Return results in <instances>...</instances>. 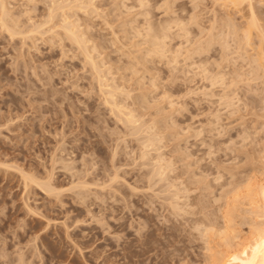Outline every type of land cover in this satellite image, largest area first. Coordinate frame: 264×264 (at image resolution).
Wrapping results in <instances>:
<instances>
[{
    "label": "rangeland",
    "instance_id": "obj_1",
    "mask_svg": "<svg viewBox=\"0 0 264 264\" xmlns=\"http://www.w3.org/2000/svg\"><path fill=\"white\" fill-rule=\"evenodd\" d=\"M1 1L0 264H210L227 200L239 209L236 241L248 238L247 190L264 181V42L252 30L246 47V9ZM251 3L264 34V0ZM48 177L57 194L40 186ZM183 197L200 215L183 213Z\"/></svg>",
    "mask_w": 264,
    "mask_h": 264
},
{
    "label": "bare ground",
    "instance_id": "obj_2",
    "mask_svg": "<svg viewBox=\"0 0 264 264\" xmlns=\"http://www.w3.org/2000/svg\"><path fill=\"white\" fill-rule=\"evenodd\" d=\"M251 1L252 0H225V3L227 2L228 4H230L232 7L231 8H234L237 12H242L244 9H246V12H248V14L250 15L249 16V18H250V20H248V22L246 23V25H247V29H246V40H245V38H244V40L246 41V47H249V46H253V45H251V31L253 30V31H255L256 32V34H257V36L258 37H260L261 38V42H264V41H262V40H264V38H263V35L264 34H262V31H260V29L259 28H261V27H258V23H256V20H255V18H254V10H253V8H252V3H251ZM141 3V2H140ZM224 3V2H223ZM3 4L4 3H2V1L0 0V5H1V7H0V9L3 11ZM56 4V3H55ZM60 4V3H59ZM227 4V5H228ZM229 5V6H230ZM55 6V8L57 9V8H60V7H58L59 5L57 4V6L56 5H54ZM61 6V5H60ZM4 7H6V6H4ZM67 7H68V5H67ZM54 8V7H53ZM51 9H52V7H51ZM62 9V8H61ZM64 10V9H63ZM1 11V12H2ZM5 11V10H4ZM58 11H60V9L58 10ZM53 12V11H52ZM245 12V13H246ZM3 13V12H2ZM3 14H5V13H3ZM65 20H66V18H65ZM255 20V21H254ZM64 22V21H63ZM62 22V23H63ZM62 23H61V25H62ZM67 25L68 24H66V23H63V26H61V27H63V29H64V31L63 32H65L66 31V35H67V37L69 36L75 43H76V45H78L81 49L83 48L84 49V45L82 46V44H84L83 42H81V41H79L78 40V38H76V36H75V34H73L71 31H70V29L71 28H69L68 29V27H67ZM149 25V24H148ZM257 25V26H256ZM35 27H37V26H35ZM35 27H34V29H35ZM60 27V28H61ZM59 28V29H60ZM235 28V27H234ZM149 29V28H148ZM236 29V28H235ZM165 30H167V29H165ZM238 30V29H237ZM163 32H165L164 31V29L162 30ZM167 33H168V31H166ZM165 32V33H166ZM165 33H162V34H164V36H166V34ZM234 33V32H233ZM238 33V32H237ZM255 34V33H254ZM153 35V38L152 37H150L151 39H154V40H156V36H155V34H152ZM157 35V34H156ZM244 35V34H243ZM68 37V38H69ZM69 38V39H70ZM157 38H158V36H157ZM260 41H258L259 43H260ZM262 44H264V43H262ZM262 44L259 46H257L258 48H257V52L255 53V54H257V57H258V60H260V62L261 63H264V56H263V54H262V52H261V50H260V48H262L263 46H262ZM156 45H158V43H156V41H155V44H154V46H156ZM244 45V44H243ZM153 46V47H154ZM241 47V46H240ZM245 46H243V48H244ZM79 48V49H80ZM254 48H256L255 46L253 47V49ZM160 49H161V47H160ZM159 50V45H158V48H156L155 47V49L153 50L154 51V53L156 52V54H159L158 56H160V55H162L163 53H164V51H161L160 52V50ZM163 50V49H162ZM240 50V49H239ZM84 51L86 52V50L84 49ZM263 51V50H262ZM88 53V52H87ZM83 54H84V52H83ZM87 55V57H85L86 59H88L87 61H90V66L92 67V69L94 70V73L95 72H97V70H96V65L95 64H93V62H92V58L90 57V56H88V54H86ZM161 57V56H160ZM164 57V56H163ZM256 58V57H255ZM258 62V61H257ZM262 65V64H261ZM263 66V65H262ZM263 68V67H262ZM261 69V68H260ZM96 70V71H95ZM263 70V69H262ZM99 72L100 71H98L97 72V74H99ZM264 72V71H263ZM96 74V75H97ZM264 75V74H263ZM99 76V75H98ZM97 76V77H98ZM101 78V77H100ZM100 78H99V80H100ZM100 82V81H99ZM102 82V81H101ZM102 84V83H101ZM102 88H103V86L102 85H100ZM100 87V88H101ZM99 89V88H98ZM102 91V90H101ZM107 91V90H106ZM102 94V93H101ZM108 94H109V92H108ZM209 94V93H208ZM207 94V95H208ZM111 96V95H110ZM109 96V97H110ZM209 96V95H208ZM106 99H108V98H106ZM108 103H109V101H111L110 99H109V101L108 100H106ZM106 101H105V103H106ZM113 101V103L111 104L112 105V109L113 110H118V113H121V109L122 108H120V109H118L119 107H116V105H115V102H114V100H112ZM107 103V104H108ZM110 106V105H109ZM110 108H111V106H110ZM116 110V111H117ZM121 110V111H120ZM117 113V112H116ZM121 114H123V113H121ZM126 114V113H125ZM129 114H131V113H129ZM129 114H126L125 115V120H126V122H128V123H133L134 124V122L132 121L133 120V118H132V115L130 116ZM127 116V117H126ZM146 139V138H145ZM144 139V140H145ZM150 140V139H149ZM148 140V141H149ZM152 140V139H151ZM146 141V140H145ZM142 147H145V148H147V145L145 146L144 144H143V146ZM151 147H152V144H151ZM144 154V155H143ZM148 153H142V156H143V158H145L144 156H146ZM160 158V157H159ZM200 160V159H199ZM158 161V163L157 164H159V162L161 161V160H157ZM154 165V164H153ZM166 165V164H165ZM157 166V165H156ZM168 166V165H167ZM166 166V167H167ZM166 167H164V168H166ZM159 168H162V167H160L159 166ZM157 171H159V170H156V172ZM162 171V170H161ZM161 171H159L158 172V174L159 175H162V172ZM26 176V175H25ZM158 176V175H157ZM222 176V175H221ZM221 176H219L218 178H216L215 180H219L220 179V177ZM28 177V178H27ZM27 177H25V178H27L28 180H30V181H32L31 179H33V178H31L30 179V177L29 176H27ZM50 177V176H49ZM48 177V179L49 180H45V182L44 183H40V186H42L43 187V191H46L47 193H53V194H57L55 191H58L54 186H53V184H51V180H50V178ZM52 177V176H51ZM159 178V177H158ZM26 179V180H27ZM161 179H162V177H161ZM164 179V178H163ZM166 179V178H165ZM26 180H24V181H26ZM203 180V179H202ZM34 181V180H33ZM36 181V180H35ZM164 181V180H163ZM191 181V180H190ZM193 181V180H192ZM29 182V181H28ZM166 182V181H165ZM169 182V181H168ZM203 182H206L205 180L203 181ZM249 182V181H248ZM36 183V182H35ZM38 183V182H37ZM36 183V184H37ZM188 183V182H187ZM199 183V182H198ZM198 183H196V185H195V187H196V189L195 190H198V189H200L197 185H198ZM207 183V182H206ZM255 183V182H254ZM168 184V183H167ZM173 184V183H172ZM172 184H170V185H168V188H170V186L172 185ZM204 184V183H203ZM207 184H209V183H207ZM252 184V183H251ZM185 185V184H184ZM231 185V184H230ZM173 186V185H172ZM208 186V185H207ZM225 186V185H224ZM223 186V187H224ZM247 186H248V184H247ZM249 186L250 187H252V185H250L249 184ZM188 187H190L189 185H188ZM203 187L205 188L206 187V185H203ZM209 187V186H208ZM207 187V188H208ZM222 187V188H223ZM162 188V187H161ZM173 188V187H172ZM174 188H176V186L174 187ZM198 188V189H197ZM165 189V188H164ZM189 189H192L191 187L189 188ZM219 189H220V187H219ZM230 189V188H229ZM187 189H185V191H186ZM202 190V189H201ZM205 190V189H204ZM233 190V189H232ZM168 191V190H167ZM173 191V190H172ZM178 192H180V190H177ZM183 191V190H182ZM184 191V192H185ZM190 190H188V191H186V192H189ZM193 191V190H192ZM200 191V190H199ZM198 191V192H199ZM247 191H249V194H248V205H249V209H250V211H248V215L249 216H251V219H250V222H247V223H249V224H247L248 225V227H249V229H248V238L246 239V240H243V242L241 241V242H237L238 240H237V235H236V233L234 232V231H236L235 229V227H234V219L237 217L236 215H237V213H238V210L237 209H235V208H237L236 206H234V205H232L228 200L222 205V206H220V204L218 205V204H216V205H218L219 206V211H221V219L224 221V226L223 227H221V228H218V227H216L217 229H215V228H212L211 229V231L210 232H213L214 233V235H216V237L217 238H219V240H220V246L222 247L221 249H223V250H221V251H218V252H213V254H211V256L209 257V259H210V264H264V181L263 182H258L257 184H254L253 185V188H249L248 187V190ZM169 192V191H168ZM167 192V193H168ZM178 192H176V190H175V196L177 197V194H178ZM185 192V196H187L188 197V195H187V193ZM197 192V191H196ZM174 193H173V195H172V197H174ZM177 193V194H176ZM223 193V192H222ZM182 194V193H181ZM190 194V193H189ZM247 194V193H246ZM184 196V197H185ZM172 197H170V198H172ZM183 197V198H184ZM195 197V196H194ZM199 197V196H198ZM224 196H222V194L220 195V196H218L217 198L219 199V198H223ZM178 198V197H177ZM179 198H180V196H179ZM196 198H197V196H196ZM247 198V197H246ZM169 199V198H168ZM175 199V200H174ZM174 199H172L173 201H178L175 197H174ZM187 199V198H186ZM188 199H189V197H188ZM187 199V200H188ZM201 199V198H200ZM181 200V199H180ZM179 200V201H180ZM196 201H198L197 199H195ZM195 200L193 201L194 203H192V200H188V202H190V203H187V201L185 200V198H184V204H183V202H181L180 204H183V206L185 207V210L186 211H184L183 210V208L181 207V209L179 208L178 209V207H177V204H174V202L172 203V201L170 202V204L171 205H173V206H171L172 208V212H171V214L170 215H175V217H177V215H179V217L185 212V213H189V215L191 214V215H196V213L198 212V210L199 209H201L200 207H199V205H198V203H196L195 202ZM213 200V199H212ZM220 200H223V199H220ZM225 200V199H224ZM166 201H167V199H166ZM178 201V202H179ZM213 201H215V200H213ZM234 201V200H233ZM217 202H218V200H217ZM200 204H202V202L200 201L199 202ZM208 203V202H207ZM222 203V202H221ZM209 204V203H208ZM214 204V203H213ZM169 205V204H168ZM179 205V204H178ZM204 204H202V206H203ZM207 205V204H206ZM247 205V204H246ZM214 206V205H213ZM169 207H170V205H169ZM195 207H198L199 209L197 210ZM217 207V206H216ZM193 208H195V209H193ZM218 208V207H217ZM216 208V209H217ZM170 209V210H171ZM204 209V208H203ZM207 209V208H206ZM179 210L180 211H182L183 210V213H180L179 212ZM195 210H197V212H195L194 213V211ZM202 210V209H201ZM200 210V211H201ZM213 210V209H212ZM211 210V211H212ZM206 211V210H205ZM179 212V213H178ZM217 212V211H216ZM244 212V211H243ZM250 212V213H249ZM199 213V215H200V212H198ZM205 213V212H204ZM177 214V215H176ZM181 214V215H180ZM218 214V213H217ZM185 215V214H184ZM187 216H188V214H186ZM190 215V216H191ZM198 215V216H199ZM202 215V214H201ZM208 215V214H207ZM245 215V214H244ZM186 216V217H187ZM198 216H194L195 217V219L194 220H192L191 222L193 223V224H196L197 225V223H198V226L200 225L201 226V224L200 223H203L204 225H206V226H212V224L210 225V222H208L209 221V219H208V221H207V218L206 217H204L203 216V218L201 217V219H204L205 218V220H201L200 218L198 219ZM212 216V215H211ZM241 216V215H240ZM191 217H193V216H191ZM208 217V216H207ZM215 217V216H214ZM220 217V216H219ZM209 218V217H208ZM212 218V217H211ZM216 218V217H215ZM218 218V217H217ZM244 219V221H245V216L243 217V215H242V217H241V219ZM180 219H182V218H180ZM178 222V221H177ZM213 222V221H212ZM217 222V221H216ZM241 222H243V221H241ZM191 223V224H192ZM222 225V224H221ZM245 225H246V223H245ZM206 226H204L203 228L204 229H206L207 227ZM202 227V226H201ZM206 227V228H205ZM196 228H198V227H196ZM196 228H194V229H196ZM200 228V227H199ZM189 229V228H188ZM213 229H215V230H213ZM199 230V229H198ZM202 230V229H201ZM197 231V230H196ZM204 231V230H203ZM208 231V230H207ZM207 231H205V232H207ZM196 233V232H195ZM209 233V232H208ZM206 234V233H205ZM204 234V235H205ZM211 234V233H210ZM201 235V234H200ZM203 235V234H202ZM213 235V236H214ZM239 235V234H238ZM208 236V235H207ZM211 236V235H210ZM202 237V236H201ZM208 238V237H207ZM210 238V237H209ZM206 239V238H205ZM239 239V238H238ZM218 240V239H217ZM237 240V241H236ZM241 239H239V241H240ZM217 244V243H216ZM216 247H217V245H216ZM219 247V246H218ZM212 250V249H211ZM211 250H210V252H211ZM209 251V250H208Z\"/></svg>",
    "mask_w": 264,
    "mask_h": 264
}]
</instances>
